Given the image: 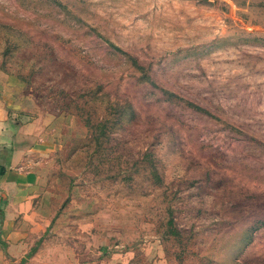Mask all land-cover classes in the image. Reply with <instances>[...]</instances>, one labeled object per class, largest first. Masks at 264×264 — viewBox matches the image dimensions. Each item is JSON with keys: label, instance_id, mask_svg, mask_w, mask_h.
I'll list each match as a JSON object with an SVG mask.
<instances>
[{"label": "rangeland", "instance_id": "rangeland-1", "mask_svg": "<svg viewBox=\"0 0 264 264\" xmlns=\"http://www.w3.org/2000/svg\"><path fill=\"white\" fill-rule=\"evenodd\" d=\"M0 74L37 264H264L263 1L0 0Z\"/></svg>", "mask_w": 264, "mask_h": 264}, {"label": "crops", "instance_id": "crops-1", "mask_svg": "<svg viewBox=\"0 0 264 264\" xmlns=\"http://www.w3.org/2000/svg\"><path fill=\"white\" fill-rule=\"evenodd\" d=\"M9 76L0 74V264H37V252L24 249L23 226L35 216L43 173L39 164L53 145L45 127L19 112Z\"/></svg>", "mask_w": 264, "mask_h": 264}]
</instances>
